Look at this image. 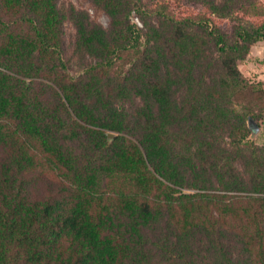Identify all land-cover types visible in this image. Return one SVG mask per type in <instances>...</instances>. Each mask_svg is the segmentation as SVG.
<instances>
[{
    "label": "trees",
    "instance_id": "trees-1",
    "mask_svg": "<svg viewBox=\"0 0 264 264\" xmlns=\"http://www.w3.org/2000/svg\"><path fill=\"white\" fill-rule=\"evenodd\" d=\"M56 1L0 0V264H264V0L70 6L77 77Z\"/></svg>",
    "mask_w": 264,
    "mask_h": 264
},
{
    "label": "rangeland",
    "instance_id": "rangeland-1",
    "mask_svg": "<svg viewBox=\"0 0 264 264\" xmlns=\"http://www.w3.org/2000/svg\"><path fill=\"white\" fill-rule=\"evenodd\" d=\"M56 6L61 17V57L67 64L69 75L72 77H77L80 73V69L73 54L75 32L72 24L67 18V9L68 7L72 6L76 10L84 11L91 23L99 25L102 28L107 26V17L101 11L95 10L91 6L89 0H57ZM131 21L135 24L137 23L134 18H132ZM238 69L243 77H245L250 82L261 83L260 86L264 90V42H258L254 45L250 57L238 63ZM249 138L257 145L264 144V117L259 124V130L257 134L249 136Z\"/></svg>",
    "mask_w": 264,
    "mask_h": 264
},
{
    "label": "crops",
    "instance_id": "crops-1",
    "mask_svg": "<svg viewBox=\"0 0 264 264\" xmlns=\"http://www.w3.org/2000/svg\"><path fill=\"white\" fill-rule=\"evenodd\" d=\"M253 47H254V45L249 49L248 55H247V57L245 59H248L250 57V54L252 52Z\"/></svg>",
    "mask_w": 264,
    "mask_h": 264
},
{
    "label": "water",
    "instance_id": "water-1",
    "mask_svg": "<svg viewBox=\"0 0 264 264\" xmlns=\"http://www.w3.org/2000/svg\"><path fill=\"white\" fill-rule=\"evenodd\" d=\"M112 136L110 134H107V138H111Z\"/></svg>",
    "mask_w": 264,
    "mask_h": 264
}]
</instances>
